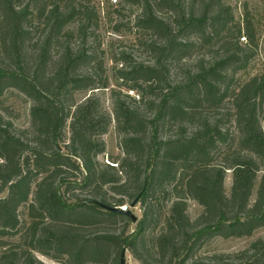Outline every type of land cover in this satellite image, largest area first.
<instances>
[{"label": "trees", "instance_id": "obj_1", "mask_svg": "<svg viewBox=\"0 0 264 264\" xmlns=\"http://www.w3.org/2000/svg\"><path fill=\"white\" fill-rule=\"evenodd\" d=\"M123 1L141 5L137 24L158 39L146 44L154 64H122L118 80L139 91L140 102L156 94L161 98L158 104L147 101L148 108L156 109L148 119L132 106L137 104L132 97L114 92V119L125 156L113 166L98 161L111 117L99 110L95 96L75 101L78 92L109 87L108 78L97 72L78 73L84 65L103 68L89 44L97 10L71 0H0V61L10 62L7 67L0 63V96L14 88L33 102L30 138L13 133L0 115V184L8 190L0 198V240L7 244L4 238L21 234L22 206L33 219L31 249L21 243L3 245L0 264H45L33 250L60 264H121L124 249L141 264H161L168 256L173 264L181 254L185 263L196 246L215 237H251L264 228V74L238 79L258 50L250 13L242 24L224 0H207L200 11L187 12L182 0ZM164 10L176 14V27L158 15ZM79 16L76 30L69 29ZM38 22L45 23V32L35 41ZM188 34L197 35L206 50L219 44L215 52L223 54L172 87L168 62L193 46L181 42ZM55 48L59 59L48 73ZM29 52L38 53L32 70L25 67ZM227 103L230 113L211 115ZM166 119L180 122L179 133L163 140L158 125ZM187 122L197 127L189 131ZM77 190L88 191L81 198ZM170 197L175 200L165 229L151 239L156 253L144 256L147 234L160 221V202ZM188 199L203 208L197 224L187 214ZM127 202L142 205L140 220L111 210ZM132 224L136 229L128 233ZM192 264H264V239L239 253Z\"/></svg>", "mask_w": 264, "mask_h": 264}, {"label": "rangeland", "instance_id": "obj_2", "mask_svg": "<svg viewBox=\"0 0 264 264\" xmlns=\"http://www.w3.org/2000/svg\"><path fill=\"white\" fill-rule=\"evenodd\" d=\"M77 6L92 7L97 10L98 13V25L90 31L89 44L97 52L99 58L103 61L102 69H95L93 66H81L78 73L85 75L92 72H97L98 75L104 79L108 78L109 87L95 89L93 91L78 92L75 95L76 103H82L86 98L95 96L99 101V110L103 113L108 114L111 117V125L109 126L108 132L102 137L105 144V151L98 157V161L102 164H110L117 166L116 163L124 158L125 153L122 146V135L116 128V122L114 119V105H113V94L121 93L123 96L128 94L129 90H135L139 96L140 92L133 89L129 84H125L121 80H118V73L122 69V64L125 67L134 62L143 63L146 65H153L155 62V55L151 52L146 44L156 41L158 38L151 32L140 28L137 24V20L141 15V5H133L118 0L114 3L112 0H71ZM184 8H193L195 11H200L207 0H182ZM225 5L231 7L232 13L235 18V22L242 23L247 12L250 13L253 24L255 26L258 50L255 58L251 61L246 71L241 72L238 75V79L241 82H246L250 78L264 74V0H224ZM167 23L176 27V14L164 10L158 14ZM81 16L77 17L76 20L69 26V29L76 30ZM38 31L35 35V41L39 40L45 32V23H35ZM235 38L233 39V41ZM182 43L190 42L193 46L187 51L186 54L179 55L175 59H171L168 62L170 69L169 85L172 87L180 86L186 83L188 76L197 72L199 65L208 64L215 56H220L223 53L220 51L219 55L215 50L219 49V44L215 49L206 50L201 45V40L195 34H188L185 38H182ZM240 43L245 45L246 42L241 39ZM78 42L73 39V46H77ZM213 51V52H211ZM222 53V54H221ZM37 52H29L27 55L25 67L28 70H32L35 66V57ZM60 50L55 48L51 54L48 63V73H52L58 62ZM127 60V61H123ZM2 65L7 67L10 64L9 61H0ZM129 95V94H128ZM160 95L156 94L154 97L146 98L144 102H140V99L132 98L137 101L136 106L141 113L148 119H152L156 113V109H150L146 106L147 101H155L158 104ZM33 105L31 99L25 96L20 91L9 88L4 91L3 95L0 96V115L3 118V123L10 124L11 130L17 135H21L24 138H30L31 135V117L30 109ZM230 104L224 105L223 109H214L210 113L213 117H218L220 114L230 113ZM264 119V116H263ZM178 121L165 120L160 121L158 125V135L160 139L167 140L175 137L179 133ZM189 131L194 130L197 124L186 123ZM196 125V126H195ZM195 126V127H194ZM226 127L234 131L233 125L226 123ZM70 139V130L66 129V137L64 141L66 144ZM232 186L231 174L227 175L225 188L227 195H230ZM88 190H77L76 193L80 197H85ZM8 194L7 188L2 190L0 184V198L6 197ZM112 195V194H111ZM118 198L119 196H114ZM255 198V194L253 199ZM33 199V197H31ZM175 197L168 199H162L160 202L159 219L157 225H155L150 232L147 234L148 245L143 251L144 256H149L156 253L155 248L151 239H155L160 235L164 229L165 224L170 216V209ZM128 203V202H127ZM154 204V200L151 201ZM129 204V203H128ZM157 205V203H155ZM131 207V212L137 217L138 220L142 218V205L137 204L136 207ZM144 207V206H143ZM203 208L194 200H187V214L194 224H197V219L201 216ZM21 219V234L17 237L8 239L4 238L7 244H4L0 240V255L3 251V245L6 247H13L16 244L21 243L24 248L31 249L30 246V228L33 222L32 216L28 211L27 206H22L19 209ZM123 225L119 226L122 228ZM136 229V224H132L128 233L133 232ZM120 231V230H119ZM264 239V228L259 229L251 237L244 238H230L224 239L221 237H215L207 242H204L200 247L196 246L194 249L193 256L183 263L184 254H181L178 258L172 260L173 264H192L194 261H208L214 256H229L235 253L244 251L250 247V245L259 240ZM35 257L45 264H60L55 262L49 257L42 255L41 253L33 250ZM131 259L135 264H141L132 254L130 250H127V259ZM170 263V257H166L164 262L161 264Z\"/></svg>", "mask_w": 264, "mask_h": 264}, {"label": "built area", "instance_id": "obj_3", "mask_svg": "<svg viewBox=\"0 0 264 264\" xmlns=\"http://www.w3.org/2000/svg\"><path fill=\"white\" fill-rule=\"evenodd\" d=\"M114 3H117L118 0H112ZM128 94L130 97L132 98H136L137 100L140 99V96L138 95V93L135 90H129ZM119 210L123 213H129L131 211V207L129 206V204H125L119 207ZM126 264H135L131 259H127L126 257Z\"/></svg>", "mask_w": 264, "mask_h": 264}, {"label": "water", "instance_id": "obj_4", "mask_svg": "<svg viewBox=\"0 0 264 264\" xmlns=\"http://www.w3.org/2000/svg\"><path fill=\"white\" fill-rule=\"evenodd\" d=\"M92 204L98 206V207H101V208H105L107 209L103 204H101L100 202L98 201H92ZM132 207H135V204L132 205ZM111 210H114V211H119L121 212L119 209L115 208V209H111ZM129 215L133 217L134 221L136 222L137 221V217H135V215H133V213L130 211L129 212ZM126 257H127V250L124 249L123 252H122V256H121V264H126Z\"/></svg>", "mask_w": 264, "mask_h": 264}]
</instances>
